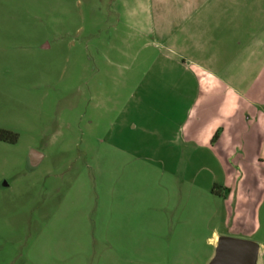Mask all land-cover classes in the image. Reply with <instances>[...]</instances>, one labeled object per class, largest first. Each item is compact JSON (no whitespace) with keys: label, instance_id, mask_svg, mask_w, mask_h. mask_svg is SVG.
<instances>
[{"label":"rangeland","instance_id":"rangeland-1","mask_svg":"<svg viewBox=\"0 0 264 264\" xmlns=\"http://www.w3.org/2000/svg\"><path fill=\"white\" fill-rule=\"evenodd\" d=\"M136 1L0 0V264H211L216 235L264 264V169L245 146L184 177L157 55L121 21Z\"/></svg>","mask_w":264,"mask_h":264},{"label":"crops","instance_id":"crops-1","mask_svg":"<svg viewBox=\"0 0 264 264\" xmlns=\"http://www.w3.org/2000/svg\"><path fill=\"white\" fill-rule=\"evenodd\" d=\"M123 16L130 36L157 55L150 68L170 91L169 125L182 118L171 142L183 149L184 177L193 158L222 167L242 160L245 146L251 167L264 169V1L137 0ZM220 183L233 197L230 182ZM220 238L211 239L215 251Z\"/></svg>","mask_w":264,"mask_h":264},{"label":"water","instance_id":"water-1","mask_svg":"<svg viewBox=\"0 0 264 264\" xmlns=\"http://www.w3.org/2000/svg\"><path fill=\"white\" fill-rule=\"evenodd\" d=\"M41 159V154L32 151L30 161L33 167H37ZM258 251V245L253 241L221 237L211 264H255Z\"/></svg>","mask_w":264,"mask_h":264},{"label":"trees","instance_id":"trees-1","mask_svg":"<svg viewBox=\"0 0 264 264\" xmlns=\"http://www.w3.org/2000/svg\"><path fill=\"white\" fill-rule=\"evenodd\" d=\"M6 132L4 131H0V140H3V135L5 134ZM18 141V137L17 136H14V138L12 139L11 143L12 144H16Z\"/></svg>","mask_w":264,"mask_h":264}]
</instances>
